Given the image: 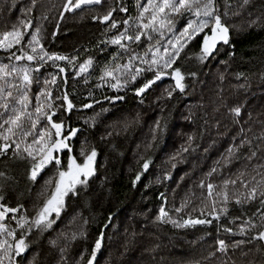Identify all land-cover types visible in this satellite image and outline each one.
I'll return each mask as SVG.
<instances>
[{"label":"trees","instance_id":"obj_1","mask_svg":"<svg viewBox=\"0 0 264 264\" xmlns=\"http://www.w3.org/2000/svg\"><path fill=\"white\" fill-rule=\"evenodd\" d=\"M229 2L233 7L241 8V3L236 0ZM29 3L30 0H15V7L9 9L12 0H0V32L10 30L12 25L23 19L22 9ZM63 3L64 0H38L30 17L47 16L46 20L33 19V25L42 26L43 43L47 50L76 55L81 62L89 56L94 58L95 67L90 69V75L74 77V71L68 69L65 76L67 83L62 85V89L69 93V98L77 106L100 101L93 103L90 109L77 107L66 118L69 127L79 129L72 141L73 154L79 157L82 142H85L86 148H96V174L90 178V187L81 193L79 200L74 197L68 200L67 210L51 229L32 244L26 258L35 256L36 264H57L58 247L54 248L50 241L57 240L58 246H63L60 234L64 232L70 236L73 230L79 228L82 223L79 217L75 223H70L75 210L88 220L84 225L87 239L78 238L70 242V264L72 257L79 252L87 249L86 255L90 253L95 237L102 230L105 238L96 264H223L227 257L220 253L209 256L215 250V241L219 238L231 243L234 239H247L241 237L238 231L233 234L224 232L231 216L222 217L212 224L186 228L154 221L162 203L160 193H166V207L170 211L173 206L179 207L182 199L190 198L192 204L186 211L191 212L195 207L197 210L192 215L199 216L203 204L201 189L197 185L201 179H205L206 183L210 179L215 185L222 186L224 179L234 177L238 171L245 172L246 180H251L258 171L264 172V169L255 168L264 164V141L253 140L251 150L248 145L238 152L234 149L230 162L224 161L229 147L239 145L245 137L252 139L264 132V0H250L243 7L245 21L236 26L229 25L230 44L220 46V50L203 63L196 59L198 42L185 50L190 59L180 63L197 75L187 76L185 92L177 91L170 99L166 96L157 99L167 86L174 83L169 77L158 81L142 97H136L131 88L116 91L106 84L96 87L101 83L98 80L101 68L118 53V49L110 44L97 47L99 41L116 34V30L106 32L107 25L94 21L92 17L103 15L110 8L125 6L128 11L121 13L117 10L115 19L134 18L137 15V0H122L121 4L117 0H102L101 5L65 13L61 18L59 13ZM118 29L123 31V25L118 24ZM53 32L56 34L52 35ZM143 50L137 49L138 52ZM7 56L8 53L0 50V63H8ZM123 58L125 61L122 63H126L127 55ZM58 63L65 65V62ZM54 71L46 66L40 74V83L32 86L33 94L43 86L47 72ZM145 75L150 76L151 73ZM57 83L60 84L59 78ZM53 93L59 95L60 90L53 87ZM116 95L124 96V99H105ZM238 104L243 105L241 115L234 117L229 109ZM102 108L108 111L102 112ZM93 117L94 120L91 119ZM157 119L161 120L165 131L158 141H152L151 129ZM256 145H259L258 149ZM182 146L188 150L182 151L174 160L170 159ZM252 150L257 151V156L249 162L246 157ZM149 158V168L143 170L141 164ZM214 166L217 167L216 173L207 178L205 174ZM137 172L141 173V177L133 185ZM166 172L168 179H164ZM10 174L16 181L0 188V194L5 196L3 202L13 207L22 204L28 215H33V206L38 202L37 194L51 172L45 171L32 183L25 178L21 163L12 165ZM256 179L259 180L260 176L257 175ZM228 191L230 197L240 196L243 199L242 194L246 190L237 184L229 185ZM256 207V202L244 205L245 215L253 213ZM230 211L231 215L242 211L234 204V199ZM171 214L173 218L184 215ZM207 218L212 219L211 216ZM6 223L15 226V221L6 220ZM106 224L107 228L104 227ZM257 243L254 241L244 247V251L252 249L245 258L240 257L239 250L233 254L230 249L231 260L236 264H264V250L256 251Z\"/></svg>","mask_w":264,"mask_h":264},{"label":"snow or ice","instance_id":"obj_2","mask_svg":"<svg viewBox=\"0 0 264 264\" xmlns=\"http://www.w3.org/2000/svg\"><path fill=\"white\" fill-rule=\"evenodd\" d=\"M101 3L102 0H64L59 15L63 18L65 13L82 11L85 7ZM117 3L121 4L122 0H117ZM249 3L250 0H242L240 7L243 8ZM37 4L38 0H30L28 6L22 9L24 18L12 25L10 30L0 32V50L8 53V63H0V165H2L0 188L16 181L10 174L14 164L22 163L25 178L32 183H35L45 171L52 174L45 179L37 194L38 202L33 206V215H28L22 204L13 207L4 203L5 196L0 194V264H36V257L27 259L26 253L67 210L68 200L73 197L79 200L81 193L88 190L90 178L96 174V148L94 146L86 148L85 142H82L79 157L74 155L72 141L79 129L69 127L66 118L77 107L90 109L93 103L98 104L100 101L77 106L69 98V93L62 89V85L67 83L65 76L68 69L74 71V77L90 75V69L95 67L94 58L89 56L81 62L76 55L69 56L47 50L43 43L42 26L33 25V19L46 20L47 16L30 17ZM14 7L15 0H12L9 9ZM136 7L138 10L136 17L129 16L122 21L116 20L114 13L117 10L126 13L128 9L125 6H119L118 9L110 8L105 14L92 17L94 21L107 25L106 32L116 30V34L99 41L97 47L100 44H110L118 49V53L101 68V75L98 77L101 83L96 85L98 88L101 84H106L116 91L131 88L136 97H142L158 81L169 77L174 83L167 86L157 99H164L165 96L170 99L177 91L185 92L187 76L197 75L195 71L180 63L190 59L185 50L192 43L198 42L199 52L196 59L200 63L219 51L220 46L230 44V28L226 19L233 5L229 0H146L144 3L137 0ZM238 14L233 12V15ZM118 24L123 25V31L118 29ZM140 48L144 50L138 52L137 49ZM125 54L127 62L118 63L117 60L122 59ZM58 62H65V65L61 66ZM46 66L55 71L47 72L43 86L33 94L32 86L34 83H40V74L44 72ZM146 73L151 75L147 76ZM58 78L60 84L57 83ZM53 87L60 90L59 95H54ZM105 99L123 100L124 96L116 95ZM57 100L60 101L59 104L55 103ZM242 107V104H238L229 111L234 117H239ZM101 111L106 112L108 109L102 108ZM91 119L94 120L95 117ZM164 131V125L157 119L151 129L152 141H158ZM240 131L243 134V129ZM191 139L189 137V141ZM253 140L264 141V132L252 139L245 137L241 139L239 145L229 147L224 157L225 163L230 162L234 149L238 152L248 145L251 150ZM255 147L258 149L259 145ZM187 150L182 146L170 159L174 160L175 156ZM256 156L257 151L252 150L246 159L250 162ZM150 162V158L144 159L141 168L147 170ZM219 164L217 161V165ZM255 168L264 169V164L256 165ZM216 171L217 167L214 166L205 176L210 178ZM257 175L260 176L259 180L256 179ZM140 177L141 173L137 172L132 181L133 185ZM168 178L166 172L164 179ZM237 184L246 190L242 194L243 199L240 196L233 198L229 195V185ZM197 187L201 189L203 204L199 209V216L192 215V212L197 210L195 207H192L191 212L186 211L192 204L190 198L182 199L180 206H173L170 211L166 207L168 204L166 193H160L162 203L154 222L186 228L212 224L222 217L231 216L227 220L224 232L233 234L238 231L241 237L247 239H234L228 243L225 239L218 238L215 241V250L210 252L209 256L214 257L216 253H220L227 257L223 264H229L230 249L233 254L239 250L240 257L245 258L252 249L244 251V247L255 241L258 242L255 250H264V172L258 171L251 180H246L245 172L238 171L234 177L224 179L222 186L215 185L210 179L207 183L205 179H201ZM233 199L234 204L242 209L238 215H231L230 205ZM253 202L257 203L255 211L245 215L244 205ZM172 212L184 215L173 218ZM208 216L212 219H208ZM77 217L82 221L79 228L73 230L70 236L64 232L60 234L64 241L63 246H58L57 240L50 241L54 248L58 247L57 264H70L68 249L71 241L78 238L87 239L84 228L88 223L87 219L74 210L70 223H75ZM108 219L111 220V216ZM6 220L15 221V226L6 223ZM104 227L107 228L108 225ZM104 238L105 233L102 230L95 237L90 253L86 255L87 249L79 252L72 257L71 264H96ZM231 264H236V261L231 260Z\"/></svg>","mask_w":264,"mask_h":264},{"label":"rangeland","instance_id":"obj_3","mask_svg":"<svg viewBox=\"0 0 264 264\" xmlns=\"http://www.w3.org/2000/svg\"><path fill=\"white\" fill-rule=\"evenodd\" d=\"M238 3H242V0H236ZM140 2L141 3H144V2H146V0H140ZM137 10V9H136ZM231 11H229V15H228V17H227V19H226V23L228 24V25H230V26H236V25H239V24H242L244 21H245V19H244V16L246 15V11L244 10V8L243 9H239V8H235V7H233V8H231L230 9ZM138 11V10H137ZM231 12H238L239 14L238 15H233ZM235 18V19H234ZM235 20V21H234ZM153 43H155V41H153ZM126 60H127V58H126ZM125 60H124V58H122V59H118V63H121V64H123L122 62H124ZM165 78H167V77H165ZM164 78V79H165ZM107 119V118H106ZM113 123V122H112ZM111 122H109L108 124L110 125H113ZM52 174V173H51Z\"/></svg>","mask_w":264,"mask_h":264},{"label":"water","instance_id":"obj_4","mask_svg":"<svg viewBox=\"0 0 264 264\" xmlns=\"http://www.w3.org/2000/svg\"><path fill=\"white\" fill-rule=\"evenodd\" d=\"M93 6H96V5H93ZM93 6H88V7H85V8H89V7H93ZM148 91H149V90H148ZM148 91H147V92H148ZM147 92H146V93H147ZM146 93H145V94H146ZM145 94H144V95H145ZM144 95H143V96H144Z\"/></svg>","mask_w":264,"mask_h":264}]
</instances>
